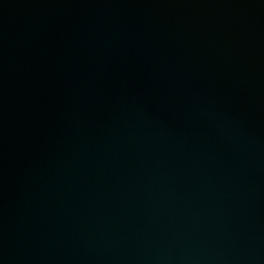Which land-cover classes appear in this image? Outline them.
Here are the masks:
<instances>
[{
	"label": "water",
	"instance_id": "water-1",
	"mask_svg": "<svg viewBox=\"0 0 264 264\" xmlns=\"http://www.w3.org/2000/svg\"><path fill=\"white\" fill-rule=\"evenodd\" d=\"M0 264H264V0H0Z\"/></svg>",
	"mask_w": 264,
	"mask_h": 264
}]
</instances>
